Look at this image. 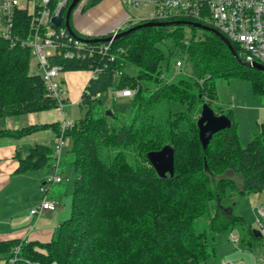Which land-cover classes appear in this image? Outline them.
<instances>
[{"label": "trees", "instance_id": "16d2710c", "mask_svg": "<svg viewBox=\"0 0 264 264\" xmlns=\"http://www.w3.org/2000/svg\"><path fill=\"white\" fill-rule=\"evenodd\" d=\"M98 1L87 0L81 9ZM32 18L31 10L18 6L15 32L22 37L31 32ZM69 23L72 36L91 52L52 56L48 63L63 72L97 70L81 92L82 115L63 131L57 122L0 130V136L20 138L52 126L69 139V215L49 241L0 240V264H206L216 255V237L231 229L244 227L248 243L261 237L223 200L233 194L264 193V123L241 146L230 111L214 103V81L246 79L255 93L264 95V71L244 65L235 42L230 41L238 59L218 35L190 24L142 26L108 43L87 41L95 36L76 32L71 16ZM166 39L171 45L164 55L158 44ZM177 50L193 62L196 76L164 77L163 67L168 68ZM30 59L27 47L11 46L0 37V117L56 108L40 74L29 72ZM122 88L135 89L124 106L101 103L103 92ZM203 102L230 119V126L215 131L205 148L196 125ZM164 144L173 148V174L159 177L146 153ZM52 154L53 147L35 144L18 160L16 171L48 165ZM233 174L240 175L239 184ZM198 218L206 223L201 229L195 224Z\"/></svg>", "mask_w": 264, "mask_h": 264}, {"label": "built area", "instance_id": "2783aa9c", "mask_svg": "<svg viewBox=\"0 0 264 264\" xmlns=\"http://www.w3.org/2000/svg\"><path fill=\"white\" fill-rule=\"evenodd\" d=\"M24 0V6L32 11V30L22 37L13 29L15 10L21 5L20 0H0V37L8 43L27 47L36 60L39 74L47 88L50 97L55 98L56 108L63 110L65 90L59 79L62 72L57 64L49 65L52 56L73 58L84 56L85 49L82 40L69 34L62 26H54L50 18L56 14L60 6H65L67 0ZM127 12L124 26H117L110 33L115 34L126 26L139 21H174L191 20L215 28L229 41L235 42L244 61H256L264 64V0H119ZM63 37V39H62ZM111 41V40H110ZM110 41H107L108 43ZM108 44L101 45L103 49ZM175 65L181 66L176 60ZM96 69L90 71V77H96ZM89 77V78H90ZM115 94L130 97L135 89L122 88L114 90ZM73 125V120L61 117L59 129L63 131ZM67 138L62 134L56 136L50 163L51 172L44 178V184L39 189L42 193L39 201L30 208L33 215H40L45 210H54L56 202L47 195L49 184L67 180L58 173L60 157ZM255 223L264 237V205L255 208ZM227 238L231 242L239 240L238 233L231 229ZM18 250V247H16ZM54 264V263H53ZM221 264H232L230 261ZM255 264H264V254L257 258Z\"/></svg>", "mask_w": 264, "mask_h": 264}, {"label": "crops", "instance_id": "0c3cea01", "mask_svg": "<svg viewBox=\"0 0 264 264\" xmlns=\"http://www.w3.org/2000/svg\"><path fill=\"white\" fill-rule=\"evenodd\" d=\"M86 1L81 0L71 13V25L76 32L86 36H102L109 34L117 26L124 25L125 20L118 25L111 21L118 9L125 10L119 0H100L82 10L81 7ZM31 57L37 67L35 58ZM29 72L39 73L30 70V63ZM89 77L90 73L86 70L62 71L59 74L65 90V102L79 106L81 92ZM62 116L64 117V111L58 108L4 116L0 117V130L54 122L59 124ZM56 136L57 131L52 126L36 129L20 138L0 136V240L15 238L24 241H49L60 222L68 217L70 203L67 206V195H70L71 202L72 190L68 183L70 157L61 155L58 168V173L67 180L49 184L47 187V195L56 202V208L45 210L40 215L30 214L29 210L42 196L39 187L44 184L45 176L51 172V160L48 165L39 169L16 171L18 160L25 157L31 147L35 144L53 147ZM261 205H264V201L257 206Z\"/></svg>", "mask_w": 264, "mask_h": 264}, {"label": "rangeland", "instance_id": "374dc122", "mask_svg": "<svg viewBox=\"0 0 264 264\" xmlns=\"http://www.w3.org/2000/svg\"><path fill=\"white\" fill-rule=\"evenodd\" d=\"M24 4V0H20ZM126 10L118 9L111 20L116 25L122 24L127 17ZM125 25V23H124ZM123 25V26H124ZM186 34L190 33V29L185 27ZM200 31V30H198ZM164 55L168 54V48L171 45V40L166 39L163 43L158 44ZM180 60L181 66L177 67L175 61ZM34 59H30V70L32 72H39L35 66ZM164 77L170 80H176L181 76L189 75L196 76V70L193 62L187 59L186 54L179 50L170 55V63L168 68L163 67ZM62 83V82H61ZM215 92L217 100L215 104L221 105L222 108L228 109L231 116L237 124V134L241 146H245L252 135L257 132L259 124L264 123V95L255 93L252 85L246 79L237 77L223 78L217 77L214 81ZM127 97L118 96L114 90H107L101 95V103L107 107L121 108L126 104ZM175 109L181 108L179 105L173 106ZM64 117L66 119H76L83 113V108L77 104L65 102L63 105ZM69 139L63 146L62 157H71L67 148H69ZM70 175L69 186L72 187L73 172L68 170ZM216 179L215 176L212 177ZM232 178L239 184L241 177L239 174H233ZM264 201L263 192H249L244 194H233L229 198H225L223 203H230L232 211L240 214L247 226L251 229H257L255 223V209L254 207ZM236 202L235 204H233ZM70 203V195H67V206ZM228 205V206H229ZM67 217V216H66ZM262 223L264 225V218ZM196 227L201 229L205 226L203 218H198L195 222ZM239 236L237 242H231L227 238V234L216 237V255L214 258L208 260L206 264H221L225 261H230L232 264H255L259 255L264 254V237H257L250 240L249 235L244 227L234 228Z\"/></svg>", "mask_w": 264, "mask_h": 264}, {"label": "water", "instance_id": "95a60500", "mask_svg": "<svg viewBox=\"0 0 264 264\" xmlns=\"http://www.w3.org/2000/svg\"><path fill=\"white\" fill-rule=\"evenodd\" d=\"M80 0H70L67 6H60L57 10L56 14L50 18L51 23L54 26L63 25L67 32L71 35H74L72 28L70 26L69 20L73 9L79 4ZM168 24H190L196 26L198 28L208 30L220 37V39L226 44V46L231 51L232 55L238 59L237 52L233 49L230 41L222 35L215 28L203 25L197 22H191L187 20H174V21H143L141 23L133 24L123 28L122 30L116 32L115 34H110L106 36H95L91 38H87V41H110L112 39H116L120 36H123L130 31L142 27V26H163ZM244 65L252 68H256L258 70L264 71V64L256 62V61H242ZM106 114H110V110L105 111ZM196 125L198 128V139L203 148L207 145L211 135L220 129L227 128L230 126V119L225 114H216L212 108L206 103L203 102L200 107V112L196 119ZM146 157L149 160L151 166L154 168L156 174L159 177H164L166 174L171 176L173 174V148L164 144L158 150H150L146 153ZM252 232L255 236H259L260 232L258 229H252Z\"/></svg>", "mask_w": 264, "mask_h": 264}]
</instances>
